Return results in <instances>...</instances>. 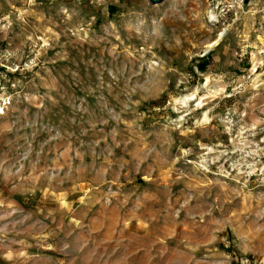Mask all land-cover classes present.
I'll return each mask as SVG.
<instances>
[{"label": "rangeland", "instance_id": "obj_1", "mask_svg": "<svg viewBox=\"0 0 264 264\" xmlns=\"http://www.w3.org/2000/svg\"><path fill=\"white\" fill-rule=\"evenodd\" d=\"M0 264H264V0H0Z\"/></svg>", "mask_w": 264, "mask_h": 264}, {"label": "water", "instance_id": "obj_2", "mask_svg": "<svg viewBox=\"0 0 264 264\" xmlns=\"http://www.w3.org/2000/svg\"><path fill=\"white\" fill-rule=\"evenodd\" d=\"M166 0H149L150 5L155 6L164 3Z\"/></svg>", "mask_w": 264, "mask_h": 264}]
</instances>
